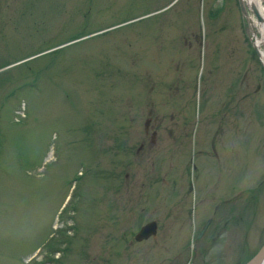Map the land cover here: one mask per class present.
<instances>
[{
	"label": "rangeland",
	"instance_id": "obj_1",
	"mask_svg": "<svg viewBox=\"0 0 264 264\" xmlns=\"http://www.w3.org/2000/svg\"><path fill=\"white\" fill-rule=\"evenodd\" d=\"M254 21L237 0H0V264H245L264 242Z\"/></svg>",
	"mask_w": 264,
	"mask_h": 264
},
{
	"label": "water",
	"instance_id": "obj_2",
	"mask_svg": "<svg viewBox=\"0 0 264 264\" xmlns=\"http://www.w3.org/2000/svg\"><path fill=\"white\" fill-rule=\"evenodd\" d=\"M264 8V0H259ZM238 7L242 15L245 16V6L243 3V0H237ZM248 10L252 13L254 18L261 22L260 17L258 16V13L256 12V7L254 5L248 6ZM251 35L252 31H251ZM254 38V36H253ZM252 48L254 53L256 54L257 58L259 59L261 67L264 69V65L260 61V53L257 47L255 46L254 42L252 43ZM156 233V224L153 221L147 222L144 225H142L138 231L134 235V241L140 242L142 240H146L150 237L155 236ZM264 263V243L258 248V250L253 254V256L245 263V264H263Z\"/></svg>",
	"mask_w": 264,
	"mask_h": 264
},
{
	"label": "flooded vegetation",
	"instance_id": "obj_3",
	"mask_svg": "<svg viewBox=\"0 0 264 264\" xmlns=\"http://www.w3.org/2000/svg\"><path fill=\"white\" fill-rule=\"evenodd\" d=\"M230 90L228 91V100H229V105L231 106V108H232V110L234 111L235 110V104H236V100H235V92H234V89H233V86H232V81H231V84H230ZM258 88V87H257ZM233 93H234V95H233ZM148 121V120H147ZM145 122V125H144V140H141L140 142H139V144H138V148L136 149V151H135V153L136 154H138L143 148H144V146H145V144H146V134H147V132H148V129H149V127H148V122ZM221 124H222V122H221V120L220 119H217V125H216V131H215V135H214V140L216 141V139H219L220 138V136H223L224 135V133H225V131H223V130H221ZM230 126H231V128L233 129L234 127H235V121L233 120V117H232V120L230 121ZM151 128V127H150ZM223 128V127H222ZM230 132V131H229ZM230 134H231V132H230ZM232 134H233V132H232ZM155 137H156V131L153 129V130H151L150 131V135H149V145L150 146H152L154 143H155ZM234 139H235V137H231L230 136V140H229V150L231 151L232 150V157L234 156V152H235V144H234ZM148 142V141H147ZM224 149H226V148H224ZM229 158V161H230V163H229V167H231V166H233V161H231L230 160V157H228ZM211 221H210V219L208 218V219H206L204 222H203V224H202V226H201V228H200V230L199 231H201L202 230V234L209 228V227H211ZM157 225H156V233H157ZM155 237H153V239H154ZM120 246H123V245H120ZM182 264H188V263H182Z\"/></svg>",
	"mask_w": 264,
	"mask_h": 264
},
{
	"label": "bare ground",
	"instance_id": "obj_4",
	"mask_svg": "<svg viewBox=\"0 0 264 264\" xmlns=\"http://www.w3.org/2000/svg\"><path fill=\"white\" fill-rule=\"evenodd\" d=\"M243 1H244V4L246 6L254 5L256 7V12L258 13V16L261 19V22H258L256 20V21H254L255 23L253 22V24H251L252 25L251 27H253V25L255 26L256 30L260 34L259 36L261 37L260 39L255 37L257 43H256V41H254L255 46L259 50L258 44L259 45L264 44V8H263V6L259 0H243ZM251 31H252L253 36H255L254 35L255 33H253L254 32L253 28L251 29ZM259 53H260V61L264 65V53L260 50H259Z\"/></svg>",
	"mask_w": 264,
	"mask_h": 264
}]
</instances>
